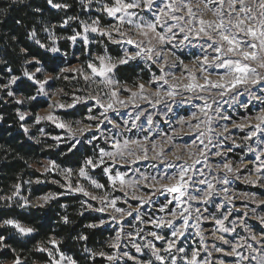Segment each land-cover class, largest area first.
<instances>
[{"label": "rangeland", "instance_id": "374dc122", "mask_svg": "<svg viewBox=\"0 0 264 264\" xmlns=\"http://www.w3.org/2000/svg\"><path fill=\"white\" fill-rule=\"evenodd\" d=\"M193 2L195 3V0ZM111 3L112 0H80L81 15L78 21L80 30H74L67 37L77 32L83 34V25H91L94 20H99V27L106 30H110L118 24L115 18L109 17L102 11L105 4ZM134 11H137L138 15L143 16L145 20L154 19L151 13L143 12L139 9ZM205 18L211 19V13H208ZM120 31L128 33L133 38H138L135 29L127 22L123 24ZM50 33L55 37L54 40L49 38ZM46 34L49 41L53 42L50 48L53 46L59 48L58 42L67 38L65 36L58 38L57 34L50 30ZM87 36V44H85L82 37H78L75 43L70 40L71 50H74V57L77 61L73 64L65 65L61 69H77L83 67L85 72H89L87 63L89 61L96 62L94 61V57L97 55H104L107 45L116 46L119 52L118 55H112L107 49V55L111 56L114 60L123 56L125 47L129 49L130 53L136 50L131 45L112 43L106 36H101L99 33L89 31ZM113 37L120 39L116 32H113ZM178 39H182V36H178ZM168 48H171V45H168L165 51ZM174 51L176 57H179L185 65H188L189 69L196 73L197 80L203 83L202 76L207 73H200L199 65L194 64L195 59L203 55L199 47V42L193 39L184 46H177ZM64 53L60 49L55 54ZM176 57H170L169 64L164 69V72L167 73L165 78L169 84L177 85L175 91L178 94L175 97H167L165 95L168 86L164 85L162 81H157L154 84L148 83L152 79L153 74L157 76L164 74L161 72L158 64L137 59L150 68L149 79L147 81L138 80L135 83L122 82L115 77L113 72L111 74L112 78L119 81V85L116 86L118 99L123 100L125 104H117L116 110L108 112L107 115L111 123L105 122L100 126V130L96 129V124L100 119H103L101 116L103 109L95 105L94 100L86 99L87 97L97 95V92L100 91V77H97L94 81H85L83 76L75 71H65L64 73L59 71V73L53 75L46 72L41 65L31 70L30 73H36V79L38 80H44L47 77H54V79L48 80L47 84H45L44 93H47L46 95L43 93L38 94L39 86L35 84V93L30 97H35V99H40L45 102V106L38 109L35 113L30 112L27 108L29 101L33 99L17 94L13 95L14 101H23V103H18L20 105L18 117L19 113H26L25 119L23 121L19 120L21 125L28 129L27 133L29 136L35 140L44 139L51 142L55 147L66 146L68 151L77 140L90 147L89 155L82 160L81 165L78 167L62 166L50 158L40 160L39 163L35 164V167L43 177L35 179L33 182L46 179L55 184L65 194L74 193L79 195L84 208L92 211L97 216L98 221L96 224L106 227L111 231L105 249L95 252L96 255L94 256L91 254L89 261L94 258H102L104 261L103 264H147L149 261L151 264H171V258L176 256L177 264H187V260L191 258L192 251L198 250L199 255L197 260L199 264H205V262L207 264H220L221 261L224 264H236L238 257L226 255V253H231L233 245L243 244L244 246L238 248L237 251L243 256L248 257V259L242 261L241 264H256L253 257L259 259L264 256V223L261 222V218H264V168H261L260 172L255 171L260 163L256 157L259 155L264 159V131H258L255 136L248 137L252 131H255L253 127L257 123L255 116L264 107V103L252 98L249 93L264 97V83L259 87L255 85H241L239 86V95L233 92L223 97L217 103H213L212 97L217 95V90L199 93L198 91L189 92L182 87L183 84L188 82V73L183 70V66L179 64ZM160 63H163V61L161 60ZM37 68H40L41 71L36 72ZM210 71L212 79L217 78V73L222 74L223 72L221 69H210ZM259 71L261 74H264V70ZM139 83L145 85L143 96H146L147 99H143L138 95L132 98V102L129 103L131 92L124 91V88L136 91V85ZM60 90L63 91L61 92ZM103 91L107 92L109 89L104 88ZM157 91H160V96L154 95ZM198 95L207 97L208 102L213 103V110L209 111L211 122L201 123L199 129V131L205 132L207 128L212 129L210 150H206L207 162L201 160L199 164H196L189 171L193 179L189 182L191 187L188 189V193L197 196L198 199L188 200V196L185 195L181 199L188 200V203L181 204L177 208L178 202L176 201L168 204V201L173 199V194L163 191L153 194L151 186L154 185L155 188H159V184H155L151 180L147 182L149 187L140 184L136 187L122 188L119 181L115 182V185L109 182L108 176L103 172L105 166L112 167L113 175L115 171L127 173L126 180L139 179V173H144L149 176H159L161 174L172 176L175 169H166L160 159L154 158L155 152L152 150L153 142L157 146V151L160 148H164V157L167 158L168 162L179 164L187 161L191 164L192 160L199 159L196 154L202 147L199 141L196 142L195 147H192L197 135L196 132L191 130V127H195L197 124V119L193 118V113H196L200 121H205L206 118L199 112V108L204 104V100L199 99ZM234 95L236 96L235 100L233 99ZM74 97L84 99L76 103L72 108L52 107L54 103L71 104ZM102 99L106 103L108 98L104 96ZM157 100H160L159 104L156 103ZM217 106L221 109L219 113L214 110ZM169 108H171V111H169ZM89 109H91V112H89ZM49 113L58 117L60 122L70 124L75 135L69 139L71 134L67 128L61 129L57 127L56 123L47 119L37 121V116L46 117ZM138 115L140 119L136 120L137 127L133 128L131 121L135 120ZM89 116H94L96 119L89 120ZM149 116L152 118L151 124L148 123ZM224 117H228V119H224ZM125 121H128V124H125ZM181 121H184V123H181ZM238 124H244L245 127L241 129L233 126ZM89 125H91L89 132L81 135L77 131L79 128ZM113 125H119V127L114 128ZM225 126L228 127V132L223 131ZM24 128L22 129L24 130ZM128 129H131V131H128ZM116 132L121 134L116 137L121 142L125 139H137L144 143L145 147L148 148V159L139 160L135 163H127L125 160L117 157L115 165H112V162L105 158V165H102L98 169H88L90 177L104 185L103 188L96 189L89 180L78 175V169L84 164L86 158H98L99 148L103 147L106 150H112L111 140L106 138L114 136ZM207 135L208 133L206 132L205 143H207ZM93 136L96 137L95 140H92ZM146 136L148 137L147 141H145ZM169 136L172 137V143L170 145L166 143ZM55 137H60V141L58 142L54 139ZM89 140L92 142L89 143ZM217 151L221 152L222 155H214ZM173 153L181 156L182 160L175 161ZM143 154L142 151H136V155ZM125 157L127 161L134 159V156H128L127 153H125ZM50 161L54 162L57 167L53 168L49 163ZM225 163L230 164L233 171L229 172L225 170L223 168ZM45 168L49 170L46 172ZM65 169H72L73 174L71 177H67L64 174ZM129 169H132V171H129ZM136 169L139 170V173L135 171ZM201 173L203 174L201 175ZM225 179H227V183L223 182ZM200 180H207L214 186L213 195L207 201L201 199L208 189L206 184L199 183ZM252 180L256 182L252 183ZM159 183L167 184L170 181L160 180ZM28 184L29 182L25 183V185ZM77 186H82L90 195L73 191L72 189ZM224 189H227L226 193ZM49 193L53 192H47L37 196L29 200V204L38 205L43 203L39 198ZM20 196L27 198V195H23L22 193H20ZM91 196H96L97 199H91ZM142 196H151V202L141 205L137 199L133 198ZM102 197L105 199L102 200ZM117 197L119 199L116 201V207L132 212L131 216H127L123 220L120 218V213H116L113 208L107 207L111 200ZM16 198L23 203L19 197ZM88 205H91V207L89 208ZM164 205H167V208L161 211L160 209ZM101 207H105L106 210L104 212L96 211V209ZM137 208H139V213L134 211ZM185 208H188L190 212L185 234L177 240L176 248L171 252H165L164 248L166 247L167 241L172 238V231L180 227L183 221L177 218L173 221V226L170 227H157L151 221H157L161 218L165 221L173 219L171 215L173 209H176L179 213L183 212ZM197 209H199L202 217L199 220L197 219ZM137 214L140 217L139 220L136 219ZM112 216H115L116 219L112 220ZM225 216H227V219L224 220V227L228 228L229 231L221 232L218 230L220 226L215 223V220L224 219ZM101 220L105 221L103 225L100 224ZM197 223H199V228L195 226ZM231 229H235V231H231ZM118 232L120 233V240L118 246L114 248L112 244L116 242L115 237ZM152 232L163 236L165 239L156 240L150 235ZM214 232L215 235L213 234ZM221 235L228 241L227 244L217 239ZM253 235L257 237L259 243L251 239ZM241 237L244 238L243 241ZM54 239L58 241V239ZM244 241L247 243L244 244ZM149 243L155 245V248L160 250L159 254L165 257L163 262L155 259L152 248L147 246ZM247 244L252 245V249H249ZM133 245L140 246L141 251L136 252ZM43 246L53 249L58 245L53 246L46 243ZM179 248H183L185 251L180 253L177 251ZM216 248H222L223 251L217 252L215 251ZM100 252H103L105 255L100 256ZM125 252L129 256H124ZM63 253L71 256L66 252ZM109 255H115L117 259L109 261L107 259ZM130 257H134L135 259H130ZM0 264H12V261L0 262ZM33 264H50V258L48 261L35 262ZM76 264L78 263L76 262Z\"/></svg>", "mask_w": 264, "mask_h": 264}, {"label": "snow or ice", "instance_id": "6c2138e0", "mask_svg": "<svg viewBox=\"0 0 264 264\" xmlns=\"http://www.w3.org/2000/svg\"><path fill=\"white\" fill-rule=\"evenodd\" d=\"M47 3L53 8H61L67 7V5H61L58 3H54L53 0H47ZM139 9L143 12L151 13L154 16L153 20H145L143 16H139L137 11ZM39 11V9H37ZM109 17H113L118 21V24L113 26L110 30H106L104 28L99 27V20H94L91 25H83L84 33L77 32L74 35L67 37V39L71 40L73 43L77 41L78 37H82L85 44L88 43L87 33H99L101 36H106L108 40L115 44H125L134 46L136 49L134 52L129 51L127 47L124 48V54L122 57L118 59H113L111 56L107 55V49H105L104 55H97L94 57L93 62L89 61L87 63V69L89 72H85L83 67L77 69H61L60 72L64 73L65 71H75L79 75L83 76L85 81H94L97 77H100L99 87L100 91L97 92V95L87 97L86 99H91L95 101V105L99 106V108L103 109L101 112V116L103 119H100L96 124V129L100 130V126L105 122H109L110 118L107 115L109 111L116 110V105H124L125 102L123 100L118 99V90L117 87L119 85V81L114 80L112 78V73L119 65H126L129 61L143 59L146 62H151L153 64H158L160 70L163 75H155L151 80L148 81L149 84H154L157 81H162L164 85L168 86L167 92L165 95L167 97H175L178 93L175 91L177 88L176 84H169L168 80L165 78L167 73L164 72V69L169 64L170 57H176V53L174 49L177 46H184L187 43H190L193 39L199 42V47L202 50V57H198L195 59L194 64L199 65L200 73H207L202 76L203 83H200L197 80L196 73L189 69L188 65H185L179 57H176V60L180 65L183 66V70L188 73L187 80L188 82L183 84L182 87L189 92L198 91L199 93L203 92H211L212 90H217V95L212 97L213 103H217L222 100L223 97L230 93H236L239 95V86L241 85H255L260 86L264 83V74H261L259 70H264V0H112L111 4H105L102 8ZM211 13L212 18L206 19L205 16ZM69 19H74L70 17ZM127 22L131 25L136 32V36L138 38H133L128 33L120 31V28L123 24ZM65 24L68 21H64ZM162 29V30H158ZM45 31H48L45 29ZM113 32H116L120 39H115L113 37ZM37 33L35 29L28 33V38L30 40H34L36 44H38L41 48H45L46 45L42 44L39 39H36ZM178 36H182V39H178ZM50 39H55V37L50 33ZM171 45V48H168L165 51V48ZM26 51L25 49H21V52ZM51 53H58L60 49L56 46L48 49ZM51 59V66L53 71L55 70V65L58 62V58L53 56ZM163 63H160V61ZM32 61H26V63H31ZM38 62V61H37ZM210 69H221L223 70L222 74L217 73V78H211ZM41 69L37 68L36 72H40ZM23 76L26 77L29 81H32L34 84L38 85V94L44 93V86L47 84L48 80L54 79V77H47L44 80L36 79V73H30L25 71ZM67 78V77H65ZM21 78L18 76H12L8 81L7 85H0V89L7 90L11 85L16 84ZM175 79V78H174ZM107 88L109 91L104 92L103 89ZM61 92L63 90H60ZM124 91H130L131 97L129 98V103L132 102V98L140 95L143 99H147L146 96H143L145 92V85L143 83H139L136 85V91H132L129 88H124ZM8 95L11 97L14 95L12 91H8ZM156 96H160V91L154 93ZM249 95L257 100H260L264 103V97L255 96L252 93ZM106 96L107 102H103L102 97ZM199 99L204 100V104L199 108V112L203 114L206 118L205 121H200L196 116V113H193V118L197 119V124L195 127H191L193 132H196V140L193 141L192 147L196 146V142L199 141V144L202 146L199 151L196 153L199 159L192 160V163L189 164L187 161H183L179 164L174 162H168L167 158L164 157V148H160L159 151L156 150L157 146L153 142L152 150L155 152L156 159H160L166 169H175V172L172 176H168L167 174H161L159 176H149L144 173H139V170L135 171L139 173V179H131L126 180L127 173H123L120 171H115V174H112V167L105 166L103 168L104 174L108 176L109 182L115 185V182L119 181L122 188L124 187H136L140 184H144L145 187H149L148 181L151 180L155 184H159V188L152 187L153 194L156 192H167L173 194V199L168 201V204H171L173 201L178 202L177 208L181 204H187L188 200H196L197 196L191 195L188 193V189L191 187L190 181H192L193 177L189 174L190 169L194 168L196 164H199L201 160L207 162V152L206 150H210V145L212 142L211 128H207V143H205V131H199L201 123H210L211 117L209 116V111L213 110V103L208 102V98L205 96H199ZM236 96H233L235 100ZM29 99H35V97H30ZM84 98L74 97L73 102L71 104H59L54 103L52 107L59 108H72L76 103H79ZM17 103H23L22 100H17ZM190 102V101H189ZM157 104L160 103V100L156 101ZM247 107V105H245ZM215 112L219 113L221 111L220 107H215ZM171 111V108H169ZM91 112V109H89ZM26 113H19V119L24 120ZM37 121L42 119H47L56 123L57 127L64 129L67 128L69 133V139L75 135L72 131L70 124H66L64 122H60L59 118L54 116L52 113H49L46 117L37 116ZM89 120H95L96 117L89 116ZM140 116L138 115L135 120L131 121L132 127H137L136 120H139ZM224 119H228V117H224ZM255 120L257 123L253 125L255 131H252L248 138L255 136L258 131H264V107L261 108L260 112L255 116ZM79 123V121H77ZM128 124V121L124 122ZM148 123H152L151 116L148 117ZM184 123V121H181ZM234 127H238L243 129L245 127L244 124L233 125ZM24 128L23 125H21ZM114 128H118L119 125H113ZM91 130V125L79 128L77 131L82 135L85 132H89ZM24 131L27 133L28 129L24 128ZM43 132V130H41ZM131 131V129H128ZM224 132H228L229 129L227 126L223 129ZM151 134V133H149ZM121 135L119 132H116L114 136L106 139L111 140V148L112 150H106L105 148H99V156L98 158L88 157L84 160V164L78 169V175L90 181V183L96 188L101 189L104 187L103 184L99 183L97 180L92 179L89 175L88 169H98L102 165L106 164L105 158L112 162V165H115L117 157L121 160H125L127 163H135L139 160L148 159V148L145 147V144L137 139H125L121 142L116 137ZM58 142L60 141V137H55ZM96 137L93 136L92 140H95ZM148 140V137H145V141ZM92 141L89 140V143ZM80 141L77 140L76 143L72 144L69 151L71 152L73 149L77 147ZM167 144L172 143V137L169 136L166 141ZM134 146V147H132ZM142 151L143 155H136V151ZM125 153L128 156H134V159L131 161H127L125 157ZM175 157V161H181V156L173 153ZM216 156H221L222 153L217 151L214 153ZM258 161H260L259 166L255 169L256 172H260L261 168H264V159H262L259 155L256 157ZM50 165L55 168L57 167L54 162H49ZM223 168L229 172L233 171L230 164L225 163ZM49 169L45 168L47 172ZM132 171V169H129ZM64 174L67 177H71L73 174L72 169H65ZM203 173H201L202 175ZM160 180H169L170 183L163 184L159 183ZM227 183V179L223 181ZM255 183V180L251 181ZM39 183V181H37ZM200 184H206L208 191H206L201 197L204 201H207L209 197L213 195L214 186L211 182L207 180H200ZM70 187V185H69ZM20 184L15 185V191L12 193V196L7 197L6 199L11 201L14 197H19L23 203L20 207L29 206V200L26 197L20 196ZM75 192H81L84 195H90L82 186H77L72 189ZM225 193L227 189H224ZM127 195V193H125ZM185 195L188 196V200L181 199ZM56 194L49 193L39 198L43 203L38 204V206H43V204L48 203L51 199H55ZM137 199L141 205L151 202V196H142V197H133ZM0 199H5L4 197H0ZM91 199H97L96 196H91ZM102 200L105 198L102 197ZM119 197L112 199L110 204L107 207H111L114 209L116 213H120V218L123 220L127 216H131V211H125L122 208L116 207V201ZM127 203V201H125ZM90 208L91 205H88ZM219 207V206H218ZM167 208V205L161 207V211H164ZM106 210L105 207H101L96 209V211L104 212ZM137 213H139V208L135 209ZM197 211V219H201V215L199 209ZM171 215L173 219H169L165 221L163 218L157 221H151L157 227L162 226H173V221L177 218L181 219L183 223L180 227L175 228L172 231V238L167 241L166 247L164 248L165 252H171L174 248H176L177 240L181 236L185 234V230L188 227L189 221V209L185 208L183 212H177L176 209L171 211ZM112 220H115L116 217L112 216ZM136 219H140L137 214ZM227 219V216L224 219H216L215 223L219 225V231L227 232L228 228L224 227V220ZM64 222L67 223V217H64ZM261 222L264 223V218H261ZM105 223L104 220L100 221V224L103 225ZM11 226L15 228L21 235H27L35 231L32 227L23 226L20 222L15 219H5L0 221V227ZM199 228V223L195 225ZM88 227H98L96 224H90ZM231 231H235V229H231ZM199 234V232H198ZM215 235V232L213 233ZM156 240H164L163 236L158 235L155 232L150 233ZM79 239H86V237L81 236ZM217 239L223 241L225 244L228 243L225 240L224 236H218ZM252 240H256L258 243L256 236L251 237ZM120 240V233L118 232L115 237V243L112 244V247H117L118 242ZM243 241L244 238L241 237ZM5 237L0 235V248H5L6 245L4 243ZM49 245L57 246L59 242L54 238L49 239L47 242ZM247 242L244 241V244ZM136 249V252L141 251V247L138 245H133ZM151 247L153 250V256L156 260L163 262L165 257L160 255L159 249L155 248V245L149 243L147 245ZM244 246L243 244H235L232 246L231 253H226V255H233L238 257L236 264H241L242 261L248 259V257L243 256L240 252L237 251L238 248ZM249 249H252V245L247 244ZM37 251L46 252L50 258V264H76V261L71 257L65 255L60 251L59 247H55L53 249H49L42 245H37ZM87 251V249H86ZM178 252L183 253L185 250L183 248L177 249ZM215 251L222 252V248H216ZM253 251H255L253 249ZM92 255H96V253H92ZM100 256H104L103 252L99 253ZM199 255L198 250H193L191 253V258L187 260V264H199L197 257ZM58 256V258H57ZM124 256H129L127 252L124 253ZM109 261H114L117 259L115 255L107 256ZM130 259H135L134 257H130ZM255 259L256 264H264V256ZM12 264H22L20 257L17 256ZM147 264H151V262H147ZM171 264H177V257L173 256L171 258ZM207 264V262H205ZM220 264H224L223 261Z\"/></svg>", "mask_w": 264, "mask_h": 264}, {"label": "trees", "instance_id": "16d2710c", "mask_svg": "<svg viewBox=\"0 0 264 264\" xmlns=\"http://www.w3.org/2000/svg\"><path fill=\"white\" fill-rule=\"evenodd\" d=\"M53 2L67 7L53 8L47 0H0V85H7L12 76L21 78L7 90L0 89V197L5 198L0 199V221L15 219L35 229L30 234L21 235L11 226L0 227V235L5 237L6 245L0 248V262H13L17 256L22 264L48 261V254L37 251L36 247L56 238L60 251L70 254L78 264H103L102 258L89 259L92 253L105 249L111 231L99 225L88 227L96 224L98 218L84 208L79 195L65 194L46 179L33 182L43 177L35 167L40 160L50 158L62 166L78 167L89 155L90 147L81 142L70 152L66 146L55 147L44 139H32L21 127L18 117L20 105L8 95V91L24 97L34 95L36 86L23 76L25 71L30 72L41 65L46 72L55 75L65 65L77 61L67 38L58 42L64 54L48 51L53 42L47 38L45 29L54 31L58 38L67 37L74 30L79 31L80 0ZM33 29L37 33L36 39L46 45L45 48L28 38ZM22 48L26 51L21 52ZM107 49L112 55L119 53L116 46L107 45ZM53 56L58 58L54 71L50 59ZM149 73L150 68L138 60L119 65L114 70L115 77L126 83L147 81ZM44 106V101L35 99L29 101L27 108L35 113ZM26 182L29 184L25 185ZM16 184L21 185L20 193L27 195L28 200L47 192L55 193L56 197L42 207L34 204L20 207L22 203L16 197L11 201L6 199L12 196ZM64 217H67V223ZM81 236L86 239H79Z\"/></svg>", "mask_w": 264, "mask_h": 264}]
</instances>
